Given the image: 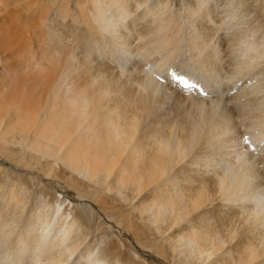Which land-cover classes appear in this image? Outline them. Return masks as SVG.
<instances>
[{
    "label": "bare ground",
    "instance_id": "bare-ground-1",
    "mask_svg": "<svg viewBox=\"0 0 264 264\" xmlns=\"http://www.w3.org/2000/svg\"><path fill=\"white\" fill-rule=\"evenodd\" d=\"M227 1L188 0L175 18L164 0L65 2L68 35L9 11L7 46L36 76L28 100L0 94V154L90 199L159 264H264V30ZM179 36L196 67L163 73ZM15 182L0 196L18 207L0 205V264H149L43 186L26 215Z\"/></svg>",
    "mask_w": 264,
    "mask_h": 264
},
{
    "label": "rangeland",
    "instance_id": "rangeland-1",
    "mask_svg": "<svg viewBox=\"0 0 264 264\" xmlns=\"http://www.w3.org/2000/svg\"><path fill=\"white\" fill-rule=\"evenodd\" d=\"M32 1H33V3H32ZM164 1L168 2L169 6L168 5L167 6L171 9L170 11L168 10L166 12V14L173 13L172 17L175 18L176 15L178 14L179 10L182 9L183 4L188 0H164ZM225 1H226L225 7L228 8V1L227 0H225ZM238 1H240L241 5L240 4L239 5L242 7L241 9L245 8V11L238 9V10H240L239 11L240 16L238 17L240 20L243 18L245 19V17H243V15H245L244 12L247 11L246 9L249 10V11H247L248 12L247 14H249V15L252 13V11H254L251 14L252 16L251 15L249 16L250 18L248 16L246 17V20L247 19L248 20L247 21L245 20L244 26L249 25V23H251L250 25H253L252 23L256 24V22H257L263 26L260 30V32H262L264 30V11L260 10V9H262V6L264 5V4H262V2L264 0H261L262 2L260 0H242V1H244L245 7H243V4H242L243 2L241 0H238ZM65 2L69 3L68 5L72 9V11H74V9L76 10L77 0H30V1H28V0H14L11 4L12 7L9 4V6H8L9 8L8 7L3 8V6H2L3 3H1V1H0V7L3 8L0 11L1 12L0 13V73L3 74L1 76L2 78L0 77V94L3 91L1 96L4 97V100L8 101L10 99L11 102H19L22 100L21 99L22 97H23V100H28V98H31L30 96L32 94H31L30 90L33 89L34 77L36 76L35 72H33L34 70H31L32 69L31 67L30 68L24 67V66H28L27 64H29V65L31 64V61H29L28 59L26 60V58L24 56H21L24 53H22V51H21V52H18L16 54V49L13 48L14 50H11L12 48H9L7 46V42H6L7 35L9 33L13 34V31L9 29L10 23L7 22V20L4 21V19L7 18V13L9 11L13 12L14 10L15 11L17 10V12H20V14L23 12H26L28 15L36 16L37 19H39L41 14H44V15L46 14V16H45V18L47 19L46 22H48L49 24H52V22H53L55 25L58 23L59 26L63 27L65 34L68 35L70 33V30L72 28L74 29V27H73L74 23H73L71 17H70V19H69V17H66L65 19H63V18L61 19V17L59 18V16L56 15L57 8H59L60 5L65 4ZM82 2L85 5L87 4V0H82ZM34 3H37V5L39 7L37 6L38 7L37 8L36 5H33ZM239 13H238V15H239ZM241 14H243L242 15L243 18H241ZM253 14H255V15L253 16ZM44 15L42 17H44ZM21 16H22V14H21ZM256 16H258L259 18L258 17L256 18ZM55 18H56V20H55ZM253 19L256 22L252 21ZM257 19L258 20L260 19L262 21L259 22ZM173 21L175 22V20H173ZM182 21L184 22V19ZM247 22H248V24H247ZM58 25H56V26L59 27ZM179 25L183 26L182 23H179ZM186 25H188V24H186ZM40 27L41 28H39L40 30L38 29V32L45 34L46 28L43 25ZM185 27H188V26H185ZM75 28H77V27H75ZM82 28L84 30V27H82ZM6 33H8V34H6ZM46 35H48V34L46 33ZM179 37L182 39L183 45L179 46L180 51H178V56H177L176 60H174L172 62V64H169L163 73L174 72L173 74H176L180 70H184V69H187L190 67H196V65L194 63L195 62L194 54L196 52H195V50H193L192 44H190V38L187 36L184 38H182L181 36H179ZM14 38H17V36L14 35ZM260 40H262V39H260V36L256 35L250 44L258 43ZM30 41H34L32 43V45H34L33 49L35 48L34 50H36L37 46H36L35 39L33 38ZM49 46L50 45L48 44L47 40L44 41L43 48L48 49ZM14 51H15V53H14ZM18 56H21V57L19 58ZM24 60H26V61H24ZM23 61L25 64V65L23 64L24 66L22 64H20V63H23ZM262 61L264 62V59ZM262 61L260 62V63H262L260 66H263V64H264ZM21 65L23 67H20ZM24 68H25V70H23ZM20 71H22V72L20 73ZM22 74L23 75L25 74L26 76L24 75V78H22V76H23ZM28 74H31L32 76L28 75ZM259 76H261V75H259ZM31 77H32V79H29ZM25 78H26V81H24ZM31 84H32V86H31ZM28 85L30 86L29 89L27 88V87H29ZM178 92L179 91L172 92L171 94H167V95H169V97H172L173 95H177ZM15 99H16V101H13ZM246 138L247 137L245 136L244 137L245 141L246 140L248 141V139H246ZM56 167L58 168V171L63 170V166H61V165H57ZM0 168H1L0 169V186L2 188V189H0V196L4 193V191H6L8 188H10L12 186V184H14L13 182H15V179H16V181H17V182H15V183H17L16 186L19 185V188L24 187V190L26 192L25 195H27L28 210L25 213L26 215L29 213V210L32 206L39 205L40 203L43 202V200L40 197L41 195H39V193L41 192V189H42L41 186H43L44 187L43 189H45V191L47 193L54 194L59 199L56 202L57 208L66 209L65 206H67V207H69V209H67L69 211L71 210L77 214L82 213V215H84V216L89 215L88 217H86L87 220L90 219L92 221L94 220V222H96V223L98 222V223L104 224L105 231L102 232L103 236L106 237L107 234L119 236L122 239H124V243L129 244V246L132 247L134 249V251H136L137 256H140L144 260H147L149 262V264H159L160 263L158 261L160 259H158V257L155 256L153 253H151V251H148L147 249L142 248L139 245V243L134 238H132V235L124 233L122 231V228L116 223L114 218L109 219V218L105 217L104 214L102 213L101 209L98 208V206L96 204H94L92 201H90V199H87L85 196H84L85 198L78 196L74 189H72L68 186H65V184H63L62 181H60V180L57 181L56 179H53V178L47 179L48 175L44 174L43 169L40 170V167L38 164L35 165L34 168L27 169L22 165V163H16L13 160H11V159L9 160L5 156L0 154ZM16 176H19V177H16ZM24 179H26V180H24ZM10 180L11 181L13 180V181L10 182ZM24 184H26L27 186H30L31 190H29L27 187H25ZM5 186H7V189H5ZM16 186H14V187H16ZM16 189H17V192L19 194L24 193L22 188H21V191L18 188H16ZM28 191H30V193ZM3 197L6 198V200L5 201L3 200L0 205L5 206V208H7V207L9 208V206L17 207L16 205L13 204V202H12V204H9L10 201L14 200L12 198L13 196L10 199L8 198V196H5V195ZM19 197H22V196H19ZM3 206H0V209L3 208ZM17 215L19 217H21L22 219L26 217V215L22 216L21 213H18Z\"/></svg>",
    "mask_w": 264,
    "mask_h": 264
},
{
    "label": "snow or ice",
    "instance_id": "snow-or-ice-1",
    "mask_svg": "<svg viewBox=\"0 0 264 264\" xmlns=\"http://www.w3.org/2000/svg\"><path fill=\"white\" fill-rule=\"evenodd\" d=\"M204 211H211V209H205Z\"/></svg>",
    "mask_w": 264,
    "mask_h": 264
}]
</instances>
